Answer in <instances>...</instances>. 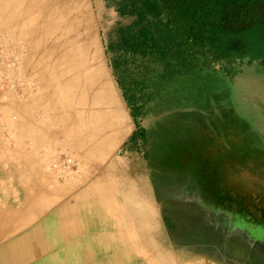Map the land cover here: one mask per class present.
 <instances>
[{
    "label": "rangeland",
    "instance_id": "374dc122",
    "mask_svg": "<svg viewBox=\"0 0 264 264\" xmlns=\"http://www.w3.org/2000/svg\"><path fill=\"white\" fill-rule=\"evenodd\" d=\"M124 1L77 0L79 30L75 32L73 22L66 21L64 27L67 26L68 32L65 36H53L55 43L50 57L55 62L67 59L75 63L76 44L87 43L92 48L94 71L96 77L103 80V91L110 105L107 108L100 103L97 107L94 101L92 107L97 116L94 124L102 125L100 148H116V160L136 167L148 182L146 208L151 211L149 228L152 229L149 239L152 237L151 243L163 248L164 258L173 256V262L163 261L162 264H184L186 259H196L197 264H264V234H259V231L264 232V154L262 157L254 154L255 148L248 147L245 135H254L263 147L260 149L264 150V69L259 65L260 56H264V32L256 29L234 41L233 47L239 50L228 53L233 70L229 80L218 74L209 76L199 72L162 80L160 63L150 57L134 55L140 43L129 41L132 53L124 48L127 36L124 31L135 21V16L121 13ZM8 33L10 30L0 28V187L5 188L0 191V204L4 202L1 197L6 191L13 193V176H18L22 182L28 175L29 169L23 168L20 160L27 157L29 148L38 158L37 163H46L47 172L66 176L75 172V163L55 148L81 145H74L61 125L48 123L53 117L42 113L41 107L47 94L42 82L47 75L33 69L21 70V45ZM64 46L69 51L65 52L66 56H59ZM48 53L47 57L43 53L39 62L43 59L46 62ZM118 58L122 65L117 66ZM246 65L255 69L253 83L243 79ZM205 81L210 82L212 92L200 101H190L191 86ZM130 83L134 87L141 83L146 85L143 116L137 119L133 118L131 102L126 98L125 89ZM199 91L205 95L204 91ZM179 93L187 94L184 98L189 101L183 98L178 101ZM178 109L193 117L199 114L205 120L197 122L193 118L187 123L188 127L183 128L188 133L186 140L182 139L181 131H172L170 135L174 122L171 115ZM90 111L91 107H86L85 112ZM209 112L217 115L215 121L208 120ZM18 118L22 120L21 127L25 124L21 138L13 126ZM222 118H229L227 125L236 123L234 130L240 132L236 156H225L222 148L224 133L229 134L230 130H223L226 125L224 120L221 122ZM77 122L81 124L80 120ZM137 127L143 130L142 138L136 134ZM229 137L233 135L230 133ZM80 148L87 147L81 145ZM209 220H214L221 231L225 227L231 229V234L213 236ZM157 224L158 234L153 239ZM195 237L202 243L207 242L206 248L195 249Z\"/></svg>",
    "mask_w": 264,
    "mask_h": 264
},
{
    "label": "crops",
    "instance_id": "0c3cea01",
    "mask_svg": "<svg viewBox=\"0 0 264 264\" xmlns=\"http://www.w3.org/2000/svg\"><path fill=\"white\" fill-rule=\"evenodd\" d=\"M253 68L246 65L243 70L248 83L255 78ZM95 147L105 163L96 161L92 148H55L75 163V172L66 176L47 172L46 163H37L29 148L27 164H21L28 175L22 182L13 176V193L1 197L0 264H146L138 249L148 242V182L136 167L116 160V148ZM132 169L136 178H131ZM126 200H143L145 208L138 209L137 216ZM132 229L137 232L134 240ZM159 250L163 259V248Z\"/></svg>",
    "mask_w": 264,
    "mask_h": 264
},
{
    "label": "trees",
    "instance_id": "16d2710c",
    "mask_svg": "<svg viewBox=\"0 0 264 264\" xmlns=\"http://www.w3.org/2000/svg\"><path fill=\"white\" fill-rule=\"evenodd\" d=\"M262 10L264 0H125L121 13L135 16V21L132 27L124 31L127 34L124 38V48L129 50L130 40L140 43L134 55L150 57L160 63L162 80L173 76H191L196 72L209 76L218 74L229 80L233 70L228 53L239 50L233 47V44L237 39L240 40L242 35L256 29L264 32ZM116 61L117 66L123 64L121 58ZM216 64L219 65L218 69L215 68ZM259 65L264 69V56H260ZM146 74L147 72L143 74V78ZM134 86L132 83L128 84L125 92L128 102H131V114L137 119L143 116L146 104L143 91L146 90V85L141 83L137 87ZM190 89L193 91L190 101H200L206 94L212 92L210 82L206 81L192 85ZM199 90L204 91L205 95L198 93ZM181 94L177 95L178 101H182V98L189 101L188 98H184L187 94ZM172 113L171 118L174 122L171 124L170 135L172 131H181L183 140L188 138V133L183 131L188 122L193 118L197 122L205 121L199 114L189 116V112H182L180 109ZM207 118L213 122L217 115L209 112ZM223 120L226 125L223 130L229 128V134L231 133L233 137L230 138L229 134L224 133L225 141L222 148L225 150V156H236L240 132L234 130L237 129L236 123L227 125L229 118H222L221 122ZM136 134L142 138L144 133L137 127ZM245 135L248 147L255 148L254 154L262 157L264 150L260 149L263 147L258 139L254 135ZM260 233L264 234L262 231H259Z\"/></svg>",
    "mask_w": 264,
    "mask_h": 264
},
{
    "label": "bare ground",
    "instance_id": "6f19581e",
    "mask_svg": "<svg viewBox=\"0 0 264 264\" xmlns=\"http://www.w3.org/2000/svg\"><path fill=\"white\" fill-rule=\"evenodd\" d=\"M78 11L79 9H78L77 0H70L68 3H66V1L64 0H0V28L2 29L6 28L10 30V34L8 33L10 37H12L17 42V44L21 45L23 51L21 60L19 62V67L21 68V70L33 69V72L35 71L41 73L44 72L47 75V77L44 78L42 82V85L44 84L45 88L47 89V94L43 98L44 103L41 107H42V113L50 117H53L50 118V121L48 123L50 125H54V124L61 125L66 130L65 133L66 136L72 139V143L74 145L81 144L83 146H86L87 148L88 147L92 148L93 149L92 156L96 154L99 155V156L97 155L94 156V158L96 157L98 159L96 161L99 162L100 160L101 161L104 160L101 158L103 156L100 157L101 153L99 151H97L98 153L96 152L95 154L94 150L96 151V149L97 150L99 149L96 148L95 146H101L100 137L102 135L100 134L101 132L99 131V129L101 130L100 127L102 125L101 126L99 125L100 127H98L97 124L99 123H96V125L94 124V120L97 118V116L96 113H94V111L92 112L93 109L92 107L94 105L93 104L94 101L95 102L97 101V107L100 105V103H103V105L106 106L107 108H109L110 105H109L108 97L103 91V80H100L98 76L96 77V72L94 71L95 60L93 58L92 48L87 43L86 45L82 44L81 46L80 44H76V47L78 49V53H77L78 56L77 59L75 60V63H72V61L67 62V59L64 62L60 60L58 62H55L52 59V57H50L52 54L53 44L55 43V41H52L53 36L54 35L65 36L66 32H68L67 26L64 27V23H66V21L70 23L73 22L75 32L79 30V29L77 30L78 28L77 20L79 16ZM57 43L61 44V42L59 41ZM65 48L66 47L64 46L59 56H64L67 53V51H69ZM48 52H50V55L48 56L49 59H45V61L47 60L46 62H43L44 60L43 59L42 60L43 63L39 62L43 58V56L41 55L44 53V55L47 57V54H49ZM65 74H67V76H65ZM86 107L87 108L91 107V111L89 113L85 112ZM16 109L18 108L16 107ZM74 118L76 120L72 122L71 120ZM84 118H86L85 122H84ZM16 120H17L16 123L14 124L12 123V124L15 127L14 129L17 130V133H19L17 134V136L19 135L20 137L21 130L25 124L23 125V127H21L20 122L22 120L19 118ZM78 120H81V124L77 122ZM25 121L27 120L25 119ZM28 129H30V127H28ZM22 132L24 133V128ZM105 132L107 131H104V133ZM31 135H33L32 132ZM16 145L15 148L16 147L20 148V146H16ZM83 149L84 148H82V150ZM107 156L108 154L106 155V157ZM98 157H100L101 159H99ZM82 160L85 161L83 158ZM21 161L22 164H27L26 159L22 158ZM87 162L88 161L86 159L84 163L87 164ZM107 162L108 161H106V163ZM102 163H105V160L104 162L102 161ZM103 168L101 169L102 172H103ZM131 173H132L131 178L133 177L136 178L138 175L135 173L134 169L131 170ZM84 176H86L85 172H84ZM137 200H133V201L126 200L125 205L127 208L131 207L133 209V214L139 216L140 212L138 211V209H144L145 205H143L144 203L143 200L138 202ZM102 208L103 205L100 204V209ZM150 214L151 211L149 212L148 210V217L150 216ZM143 218L144 217H142V220H144ZM133 229L131 235H132V239L134 240V237L136 236L137 232H134ZM136 231H139V229L138 230L136 229ZM151 231L152 229L150 230V228H148V242L146 243V246L142 244L143 247L142 250L141 249L138 250L140 253H142L143 258L146 259L143 260V262H146V264H162V262L165 261V259L164 258L162 259L161 255L159 254L160 252L159 247L161 246L157 243H155V245L151 244L152 237L149 239L150 237L149 234ZM156 234L157 232L156 233L154 232L153 239L157 237ZM141 241H144L143 237L141 238ZM145 247L147 249V254H144ZM194 260L195 261H193V259H186L187 262H185L184 264H197L198 260L196 259ZM167 262H173L171 256L170 258H168Z\"/></svg>",
    "mask_w": 264,
    "mask_h": 264
},
{
    "label": "flooded vegetation",
    "instance_id": "af4514ba",
    "mask_svg": "<svg viewBox=\"0 0 264 264\" xmlns=\"http://www.w3.org/2000/svg\"><path fill=\"white\" fill-rule=\"evenodd\" d=\"M216 224L217 223L214 220H209V224L208 225H210L209 226L210 227V231H212V235L213 236H218L219 233L224 234V236H227L228 234H231V232H232L231 229L228 230V228L225 227L226 229H224V231L223 230L221 231V230H219V229L216 228ZM195 236H198V233H196ZM194 240L197 241V244L194 245L195 249L196 248H199L201 246L203 248H206L207 242L202 243V240H198L197 237H195ZM237 264H257V263H255V262H253V263H250V262L249 263L248 262H241V263H237Z\"/></svg>",
    "mask_w": 264,
    "mask_h": 264
},
{
    "label": "water",
    "instance_id": "95a60500",
    "mask_svg": "<svg viewBox=\"0 0 264 264\" xmlns=\"http://www.w3.org/2000/svg\"><path fill=\"white\" fill-rule=\"evenodd\" d=\"M135 129H136V127H135Z\"/></svg>",
    "mask_w": 264,
    "mask_h": 264
}]
</instances>
